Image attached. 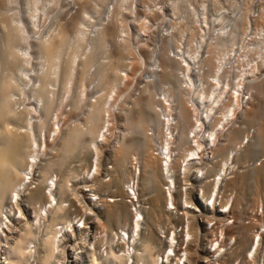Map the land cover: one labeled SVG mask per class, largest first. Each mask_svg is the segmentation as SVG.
<instances>
[{
    "label": "bare ground",
    "instance_id": "bare-ground-1",
    "mask_svg": "<svg viewBox=\"0 0 264 264\" xmlns=\"http://www.w3.org/2000/svg\"><path fill=\"white\" fill-rule=\"evenodd\" d=\"M17 3L18 0H7L4 6L7 9L10 4ZM80 3L83 5L84 1ZM36 8L26 16L19 9L11 16H7L8 9L0 12V30L3 32L0 38V264H158L157 253L162 247L166 252L168 241L176 242L179 253L191 258H211L212 255L219 257V264H247L258 232L254 234L251 230L252 221L247 220L252 224L248 226L245 218L241 223L242 218L238 215L239 206L247 199V175L237 178V174L240 171L246 173L247 164L253 162V147L264 151V124L257 136L259 144H252L250 134L245 136L249 138L246 146H243L244 136L241 139L245 131L243 125L253 120L259 110L248 111L253 93L247 90L250 87L259 90L251 83L263 79L264 62L250 65V69L241 75L245 78L239 77L238 82L230 78L231 71H225L222 62H214L218 57H213L217 49L225 52L229 46L235 47L234 32L227 36L229 39H222L221 35L219 39L216 37L208 48L212 50L210 54L207 51L209 58L205 56V60H199L195 65H192L197 58L195 51L173 56L176 61L182 56L181 62L166 55L161 64L163 84L168 86L163 89L164 98L155 100L154 91L147 82L140 90L141 94L132 101L131 110L125 114L131 133H144L141 131L147 121L154 138L145 134L140 139L130 140L125 133L118 135L113 124L120 89L125 88L132 77L129 73L124 76L123 72L133 69L125 62V68L122 65L125 54L119 40L120 27L118 31L105 28L102 33H88L85 25L89 27L91 21L82 12L83 16H76L70 24L59 23L48 37L36 39L37 50L29 54L34 29H30L32 33L28 25L36 24L40 18ZM172 12L179 13L177 5ZM142 30H146L144 26ZM230 35H233L231 40ZM107 38L118 43L117 54L105 49ZM82 48L85 50L81 55ZM99 48L101 52L102 49L105 51L96 74V70L93 72L94 78H91H96L98 96L94 101L92 98L87 101L84 80L97 62ZM148 51L151 57L153 51ZM212 53L213 57L210 56ZM173 62H176V69L171 67ZM213 66L214 80L204 81L202 75L206 68ZM170 68L173 69L169 73ZM77 70H80V92L77 90L70 105L77 110L87 101L85 120L81 125H73L70 115L61 113L65 99L61 97L60 101L58 98V103L57 89L54 90L60 84L62 94H69L70 85L76 83ZM252 78L254 80H250ZM185 88L189 93H197L191 95L195 102L192 111L188 107L193 105L187 106L183 100L181 89ZM261 88L264 93V79ZM246 98L247 110L244 106ZM54 106L59 112L56 123L55 117H51ZM239 117L241 124L236 125ZM60 123L63 126L57 128ZM78 151L86 152L87 158L81 159L83 155H77ZM165 153L166 159L161 157ZM212 155L215 163L208 161ZM258 157L261 159L256 163H262L254 165L256 171L250 176L253 180L252 200L257 205L252 210L254 213L260 209L264 212V160L260 155ZM231 160V166L227 167ZM68 162H77V165L85 162L86 165L82 170L70 165L64 171ZM228 173L231 176L227 177ZM130 183L132 191L137 189L134 195L137 197L138 194L137 200L147 212V223L143 228L133 222V199L126 190ZM78 185H84L81 191L76 189ZM227 186L233 193L227 194ZM193 189L195 197H192ZM105 192L108 193L106 196ZM228 207V215L221 220L220 246L213 247V240L198 243L197 220L202 218L206 222L201 229L204 235L211 222L209 216L218 217L219 210ZM180 212L181 221L188 226V242L184 237L179 241L177 234L171 235L168 230L172 220H180V217L172 218ZM121 226L128 227L129 254L125 251V242L121 243L118 232L119 227L120 232L124 231ZM135 227L139 229L137 234ZM260 238L262 242L258 243L254 260L261 256L264 259V250H259L264 236ZM131 239L135 245L130 253ZM175 256L181 260L180 254L175 253Z\"/></svg>",
    "mask_w": 264,
    "mask_h": 264
},
{
    "label": "rangeland",
    "instance_id": "rangeland-1",
    "mask_svg": "<svg viewBox=\"0 0 264 264\" xmlns=\"http://www.w3.org/2000/svg\"><path fill=\"white\" fill-rule=\"evenodd\" d=\"M3 1L5 3V1L7 0H0V10L2 9L0 12L2 11L6 12V10L8 9L7 12L9 14H7V16H11L12 14H14L17 9L21 10V12H23V15L26 16L29 13L34 12L35 11L34 9L38 6L36 10L39 11L37 15H40L39 16L40 18H38L36 24L31 23L28 25L29 31L34 29L33 30L34 33L31 31L33 33L32 34L33 36L31 38L33 40L32 41L33 47L29 50V54L31 51L35 52L37 50L35 46L36 41L51 35L56 30L57 25L59 23L70 24L71 20L73 22V18L74 20H76L75 19L76 16L77 18L80 16L82 17L83 13L85 14V16L87 15V18H89V20L91 21L89 27L85 25V28L89 30L88 33H92V34H94L95 32L102 33L105 31V28L106 29L116 28L117 30V28L120 27L119 33L121 34V37L119 38V40L121 42L122 49L125 54L124 55L125 58L122 62V65L123 68H125L123 64L125 62V64L127 63V65H129L130 68L133 67V69L123 72L124 76L125 74L129 73V76L132 75V77L129 79L128 82H126V87L120 89L121 96L119 97L120 100L118 101L117 107L114 109L113 112V124L118 129L117 130L118 135L121 136L123 133H125L127 138L130 140H133L134 138L140 139L145 134H147L149 137L154 138V136H151L152 134H150L152 132L150 131L152 130V128L150 127L151 126L150 123H148L147 121L144 126V130L141 131L144 133L141 134L140 132L131 133V131L129 130L130 123L125 119V114L131 110L132 101L134 100L135 96H139L141 94V91L145 88L147 82L150 83L154 91L155 100L158 101L159 97L164 98L163 89L168 86L166 84H163L165 78L162 75L163 72H162L161 64L163 63L162 61L164 60L166 55H169V57H171L172 60L174 59V61H176V57L173 58V56L174 55L176 56L177 53L183 55V53L184 52L186 53L187 51L189 52L193 51V53L196 52L195 58L196 57L197 58L195 59L194 57H192L195 59V61L191 59L193 61L192 65H195L197 61L205 60L204 59L205 56L207 57V59L209 58L208 56L212 52V50L210 49L211 50L210 52L208 48H210L209 46L211 43H214L217 39H219L220 35L222 36V39L223 38L229 39L227 38V36L229 37V34H232L234 32L235 34L234 33L233 34L236 39L234 43L235 47L231 48V46H229V48L226 49L227 51L225 50V52L223 51L220 52L221 49L216 50L214 48L213 50H216V53L213 51L215 53V57H213L214 53L210 55L213 57V59L214 58L216 59L218 57V59L214 60V62L216 64L222 62V64L224 65L223 66L224 70L226 69L227 72L228 70H230L231 71V73L229 71L230 78H232L233 80H237V82L240 81L238 79L243 77V76L241 77L243 72L247 69H250V67L253 64L256 65L257 63L264 62V54H262L264 50V28H263L264 0H39V1L37 0V3H35L34 0H18V3L16 5L10 4L7 7V9L5 8ZM46 1L47 3H49L48 4L49 7ZM83 1L84 3L82 4L85 5L86 7L81 5L80 2ZM34 4H35V8L33 9ZM176 5L178 6L179 13L172 12V8ZM81 6H83L82 10H80ZM114 15H116L115 18L117 17L118 18L115 19ZM68 21L69 23H67ZM116 21L118 23L120 22L119 26L116 23ZM142 23H144V25H141ZM32 25L33 26L35 25L34 26L35 28H33ZM143 26L146 29L145 31L142 30ZM38 30L39 32H37ZM2 34L3 32H1L0 30V38L2 37ZM214 37L215 39H213ZM216 37L218 38L216 39ZM232 38L233 35L230 37V40ZM105 41H104L105 49L108 50L109 52L117 54L119 50L117 47L118 43L114 44L113 42H111L112 40H110V38H107V40ZM105 49H102L103 50L102 52L100 48L98 49V51L96 52L97 62L94 63L95 66L91 68L90 71H88L85 76L84 84H86V88L88 91L87 101L91 100V98L94 101L98 96L97 92L99 89L95 81L96 78L95 80L91 78H94V75L97 72L96 68L99 67L98 65H100L99 61ZM148 49H150L151 52L153 51L151 57H149L148 55L149 52ZM81 50H80V54L82 55L85 49L82 48ZM207 51H209V54L207 53ZM229 54H231V56ZM179 57L177 58L179 60L176 62H179L181 59H183L181 58L182 56ZM220 57H222V59ZM176 62H173L171 67H174L176 69ZM262 64L264 65V63ZM244 65L246 67H244ZM171 69L173 68L169 69V73ZM213 69L214 66L206 68L205 74L202 75L205 78L204 81L214 80L212 78ZM59 72L61 73V70ZM131 72L133 73L131 74ZM79 74H80V70H77L76 80H75L76 83L74 85H70V88L68 86L70 93L66 95H68V98L70 96L69 99L66 97V95L62 94L63 92V88H61L62 85L60 87L59 86L60 84H57V86L54 87L55 88L54 90L57 89L55 92L58 103H60L61 97L63 98V100L65 99V102L63 103L64 106H62L63 108L60 111H62L61 113L64 115H70L69 118L70 121L73 122V125H78V124L81 125L85 120V112H86L85 110H86L87 101L83 102V104L79 107V109H77L78 111L74 109L72 105H70V103L73 100H75L78 94L77 90H78ZM263 74H264V70H263ZM171 78L174 80L173 77ZM263 79L260 78L261 81L256 80L255 82L251 83V86H258L259 90L258 89L252 90L251 87L248 88L247 90V91L250 90L251 94L253 93V97L251 98V105L248 111L253 112V110L257 108L259 110L255 118L253 120L247 121V123L244 124L242 127V129H245L246 131L243 132L241 137V139L243 138V136L245 138V142L243 143V146H246L247 142L249 141V138H246L248 134H250V139H252L253 137L252 140L253 145L259 144L257 143V136L259 132L262 130L264 124V93L261 90ZM131 80H133V82ZM241 80L244 81L245 79H241ZM250 80H254V79L252 78ZM247 81L249 80H246V82ZM186 85L187 84L183 86ZM205 85H206L205 87H207L206 82ZM181 93L183 96V100L185 99L184 101L186 102L187 106L193 105V107H188L192 111L193 110L192 108L195 107L193 104L195 102L194 99H192L191 97L193 96V94H197V93L196 92L194 93V91L189 93V90H187L186 88L181 89ZM240 94L242 93L240 92ZM250 96H248L247 98H249ZM58 98L60 99V101ZM247 98L244 103V106H247L246 105L248 100ZM66 99L68 100V102ZM27 103L29 106L30 104L28 100L26 102V105ZM54 108L53 111L51 110V114H53L51 115V117L52 118L55 117L54 123H56L57 122L56 117L59 112L57 111L56 106H54ZM247 108L248 106L245 108V110H247ZM55 110L57 112H55ZM153 115L154 114L151 112L150 116L152 117ZM239 119L240 120H238V124L236 123V125L241 124V122L239 121H241L242 118L239 117ZM61 125L63 126V123L62 124L60 123V126H57V128L58 127L61 128L62 127ZM207 127L210 128L209 125ZM258 148L259 147H255V148L253 147V150L255 149L252 154L253 162L252 163L249 162L247 164L248 168L245 170L246 173H242V171H240L239 172L240 174H237V178H239L241 175L244 174L247 175V189H246L247 199L238 208V215L241 216L240 218H242L241 223L244 222L243 217L246 218V216L249 222L251 221L253 222L252 224H255L256 222L255 221L256 219L255 218L253 219V215L255 213L252 210H254L257 205L255 206L252 200L253 180H251L250 176H252V173L256 171L255 166L262 163L260 161H258L259 164L256 163L257 159L258 160L261 159L258 157V155H260L264 160L263 157L264 151L261 150L262 148L260 149ZM77 155H81V156L83 155V158L81 159L87 158V156H84L87 155L86 152L84 153L78 151ZM103 156L106 157L105 154ZM75 158L74 159L77 160L78 156ZM68 164L69 165L66 164L65 167L63 166L64 171L65 168L66 169L67 167L69 168L70 165H72V168L74 167L73 169L78 168V170H82L83 167H85L86 165L85 162L78 163L79 165H77V162H68ZM233 181H235V179ZM142 185L143 184L140 185L141 190L143 189ZM79 186L81 188H79ZM83 186L84 185H78L76 189L78 191H81L83 189ZM232 191L230 187H228V190L226 189L227 194L231 193ZM237 191L238 190H235L236 193ZM237 194L239 195V191ZM248 221L247 223H249ZM252 224L249 223L247 225L251 226ZM240 226H245V225L240 224ZM250 228L252 230L253 225Z\"/></svg>",
    "mask_w": 264,
    "mask_h": 264
},
{
    "label": "built area",
    "instance_id": "built-area-1",
    "mask_svg": "<svg viewBox=\"0 0 264 264\" xmlns=\"http://www.w3.org/2000/svg\"><path fill=\"white\" fill-rule=\"evenodd\" d=\"M191 139H192V137H191ZM209 149H210V147H209ZM159 151H160V149H159ZM160 153H161V151H160ZM166 155L167 154L165 153L161 157H164L166 159L167 158ZM213 156L214 155H212L211 156L212 158H210L208 160L209 163H211V162L215 163V158ZM233 156H231V158H233ZM231 163H232V160L230 161V163H229V165L227 167H230ZM237 167H239V166L237 165ZM237 167H236L235 171H237ZM109 168H110V166H109ZM92 175L93 174L91 173L90 176H92ZM229 176H231V173L227 174V177H229ZM200 177H201V174H199L198 178L201 179ZM194 189L192 190V197H195V193L196 192H194ZM126 190L129 191L130 196L133 199L132 207H131L132 208V213H133V222L138 223L139 226H141V228H143L142 226H144L147 223L146 222L147 221V212L144 211L143 206H141V204L137 200L138 194H137V197L134 195V191L137 193V189L132 191V184L130 183L129 187H126ZM103 194L106 196L108 193L105 192ZM228 194H230V193H228ZM233 196H232V198H233ZM199 197H200V195H199ZM229 207L227 209H225V210H222V209L219 210V214L220 213L221 214L218 217H216L214 215H210L209 216L208 219L211 220V222L207 225L206 232H204V235L201 232V229H202V227H205L206 222L203 221L202 218H199L197 220L196 224L198 226V233H197L198 243L200 241L202 243L205 242V244H206V242H210L211 240H213V241H215L213 247H219L220 246V244H221L220 235H221V228H222L221 227L222 226V221L221 220H222L223 216L228 215V210L230 209ZM168 211H172L171 208H168ZM173 212H175V211H173ZM174 217L175 218H179L180 217V220L179 221H177L176 219L172 220V224L168 225V230L171 232V235L176 233L177 234L176 237H177V239L179 241H182V239L184 237L185 241L188 242V239L186 237V233L188 232L187 231V227L188 226L181 221L182 220L181 219L182 212L179 213V216L174 215L172 218H174ZM254 218L256 219L255 220L256 223L253 224V229L252 230L254 231V234H256L258 232V236L256 237L254 246H253V248H252V250H251V252L249 254V261H247V264H264L263 256H261V258H257L256 260L253 259V256L255 255V252H256V250L258 248L259 241L262 242L260 237L264 236V212L261 211V209L259 210L258 213L255 211ZM245 221L247 222V217L245 218ZM185 222H187L186 219H185ZM217 225L219 226V228H217ZM121 228H123V230H124V231L120 232V230H121L120 227H119V230H118V232L121 234V238H122L121 243L125 242L124 243L125 246H126L125 247V251H126L127 254H129L128 253V245H127V241H128L127 240L128 239V227H122L121 226ZM213 228H217V229L215 230L214 233H210ZM138 230L139 229H137L135 227V234L138 233ZM218 238H219V241H216ZM133 241H134V239H131L130 248H129L130 249L129 250L130 253L132 252V248L135 245V243ZM263 244H264V242H263ZM263 244L261 245V247L259 249L261 252H262V249L264 250V245ZM166 247H167L166 248L167 250H166L165 253L163 252L165 250V248H163V247H162L163 249L161 248L160 252L157 253L158 254L157 255V259H158L157 263L158 264H219L217 262L219 260V257H217V256L214 257V256L211 255V258H206V257H204V258H198V257L194 258V257H192L191 258V257H188V256L184 255L182 252L179 253V249L177 248V243L176 242L173 243L171 241H168ZM93 249H94V246L91 247L92 251H93ZM175 250H176V252H175ZM215 250L216 249H213V251H215ZM175 253L180 254V256H181V260L180 261L175 256ZM123 255H124V253L121 256H123ZM263 255H264V253H263ZM188 259H190V260H188ZM241 259L242 258H240L239 261H241ZM129 263L131 264V262H129Z\"/></svg>",
    "mask_w": 264,
    "mask_h": 264
}]
</instances>
